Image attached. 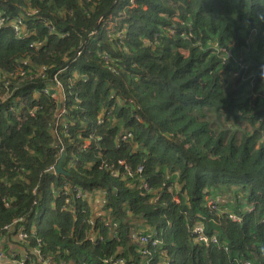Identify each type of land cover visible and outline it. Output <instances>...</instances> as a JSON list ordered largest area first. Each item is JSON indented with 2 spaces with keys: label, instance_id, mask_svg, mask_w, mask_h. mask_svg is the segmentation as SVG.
<instances>
[{
  "label": "trees",
  "instance_id": "obj_1",
  "mask_svg": "<svg viewBox=\"0 0 264 264\" xmlns=\"http://www.w3.org/2000/svg\"><path fill=\"white\" fill-rule=\"evenodd\" d=\"M0 10V234L22 217L30 264H139L141 229L152 264H264V0ZM56 74L64 100L42 91Z\"/></svg>",
  "mask_w": 264,
  "mask_h": 264
},
{
  "label": "built area",
  "instance_id": "obj_2",
  "mask_svg": "<svg viewBox=\"0 0 264 264\" xmlns=\"http://www.w3.org/2000/svg\"><path fill=\"white\" fill-rule=\"evenodd\" d=\"M6 20H7V18L3 15V12L0 10V25L2 26V24H4ZM6 25H8V22L6 23ZM22 25H23V19L21 17H18L15 21L10 23V26L14 29V31L16 32V34L20 38H26V37L29 36V31L27 29H25V32L22 35V31H21V26ZM50 30L52 31L53 28L50 27ZM97 33H98V31L94 30V31L91 32V35H95ZM30 46H33V43H31ZM77 54L81 55V51H78ZM105 58L107 59L108 56H106ZM54 81H56V85L55 86L44 88V89H42V91L44 93H47V94H55V93H51V90L54 89L57 92L59 90V88H61V89L63 88L62 82L59 79L58 74H56L54 76ZM62 97H63V100H64V98H65L64 95H62ZM64 111H65V109L62 111V113ZM60 115L58 116V118L60 117ZM85 147H88V143L85 145ZM119 163L121 165L125 166V168L128 170L129 175H132V176L134 175V173L131 170H129L128 165L126 164L125 160H119ZM55 166L50 167L48 169V171H51V172L55 173ZM137 170H138V173H143L144 172V168L142 166H139ZM145 185H146V187H148V184H145ZM37 194H38V190L34 189V195H37ZM79 195H81L80 192L78 193V196ZM207 200H208V205L211 208L219 209V207L217 206V204H218L217 202L218 201L214 197H212V196L208 197ZM176 201L179 202V199L176 198ZM229 217L232 220L240 222V223H242L243 220H244L243 216L242 215H238V214H229ZM22 221H23V218L21 217L20 219H18V221L15 224H12V225L8 226L7 227V231H6L8 233L6 235H8L11 232H14L15 228L18 227L19 231L16 234V237H17L16 240H18L20 242L27 241L29 234L26 231V229L21 226L20 223ZM194 233H195V235H197V237H198V239L200 241H204L207 245L208 244L218 243L217 236L209 237L208 235L205 234L204 228L202 226L196 227L194 229ZM152 235L153 234L147 233L146 231L140 232V234H139V241L143 244V247H141V254L143 255V261L141 263H139V264H152L154 251L151 248L152 247H156V246H158V245H160L162 243V240H158L156 238H153ZM4 236L5 235L0 234V242L4 241L3 239L6 238V237L4 238ZM163 253H165V252H163ZM39 255H40V253H39ZM40 256L43 259L42 255H40ZM16 262H17V254L13 253L10 256L9 264H14ZM25 263H26V261L20 262V264H25ZM44 263L45 264H49L47 262H44ZM243 264H251V263L249 261H244Z\"/></svg>",
  "mask_w": 264,
  "mask_h": 264
},
{
  "label": "crops",
  "instance_id": "obj_3",
  "mask_svg": "<svg viewBox=\"0 0 264 264\" xmlns=\"http://www.w3.org/2000/svg\"><path fill=\"white\" fill-rule=\"evenodd\" d=\"M223 200H224V202H225V200L227 202L229 200V198L226 197L224 199H217V201H219L221 203ZM93 207H94V210L96 212H98L97 214L103 213V202H102V197L100 195H97L95 197V199L93 200ZM143 231H145V229H141V232H143ZM16 238L17 237L14 236V232H11L8 235H6V238L4 241L0 242V264H9L10 256L13 253L17 254V262L14 264H20V262H22V261H26L25 264H30V262L32 260V254L35 255V252L31 253L22 245H18V242H20V241L16 240ZM14 241H16V242H14ZM37 253H38V251H37ZM38 256L42 260L39 253H38ZM38 264H40V263L38 262Z\"/></svg>",
  "mask_w": 264,
  "mask_h": 264
},
{
  "label": "water",
  "instance_id": "obj_4",
  "mask_svg": "<svg viewBox=\"0 0 264 264\" xmlns=\"http://www.w3.org/2000/svg\"><path fill=\"white\" fill-rule=\"evenodd\" d=\"M51 93H56V91L53 89L51 90ZM59 93L62 95V89L59 88ZM59 146H62L61 143H58ZM66 158V153L64 151H62L61 153V157L59 158L56 166H55V173L57 175H60V174H67L66 170L63 168V162Z\"/></svg>",
  "mask_w": 264,
  "mask_h": 264
},
{
  "label": "rangeland",
  "instance_id": "obj_5",
  "mask_svg": "<svg viewBox=\"0 0 264 264\" xmlns=\"http://www.w3.org/2000/svg\"><path fill=\"white\" fill-rule=\"evenodd\" d=\"M63 113L65 114V113H66V110H65ZM59 115H60V113H59ZM59 115H58V116H59ZM58 116L56 117V120H57L58 122H60V119H61V118H58ZM249 131H250V130H249ZM176 198H177V197H176Z\"/></svg>",
  "mask_w": 264,
  "mask_h": 264
},
{
  "label": "clouds",
  "instance_id": "obj_6",
  "mask_svg": "<svg viewBox=\"0 0 264 264\" xmlns=\"http://www.w3.org/2000/svg\"><path fill=\"white\" fill-rule=\"evenodd\" d=\"M261 75H262V77H264V68H262V70H261Z\"/></svg>",
  "mask_w": 264,
  "mask_h": 264
}]
</instances>
